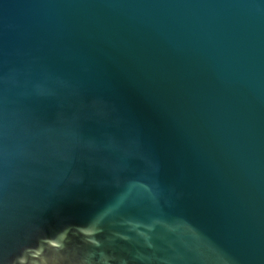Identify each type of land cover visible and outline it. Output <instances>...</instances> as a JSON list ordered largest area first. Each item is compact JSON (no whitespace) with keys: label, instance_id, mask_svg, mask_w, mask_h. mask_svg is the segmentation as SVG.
I'll list each match as a JSON object with an SVG mask.
<instances>
[{"label":"water","instance_id":"water-1","mask_svg":"<svg viewBox=\"0 0 264 264\" xmlns=\"http://www.w3.org/2000/svg\"><path fill=\"white\" fill-rule=\"evenodd\" d=\"M0 264H264V0H0Z\"/></svg>","mask_w":264,"mask_h":264}]
</instances>
